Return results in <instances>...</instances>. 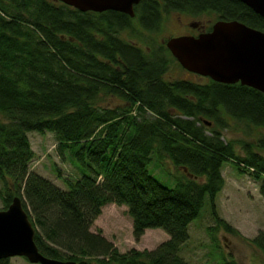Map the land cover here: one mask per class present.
Instances as JSON below:
<instances>
[{
    "label": "trees",
    "instance_id": "trees-1",
    "mask_svg": "<svg viewBox=\"0 0 264 264\" xmlns=\"http://www.w3.org/2000/svg\"><path fill=\"white\" fill-rule=\"evenodd\" d=\"M171 11L198 18L214 13L264 31V17L240 0H141L134 17L82 12L59 0H0V198L4 209L22 199L44 255L79 264H190L181 251L207 197L215 247L220 229L240 234L216 206L226 161L250 173L264 198V155L258 152L264 137L256 146L245 143L242 156L220 130L227 125L224 114L264 128V93L167 79L177 61L168 39L147 48L131 40L141 29L159 32ZM30 132L53 133L63 154L86 148L96 167L58 186L31 170ZM160 169L172 171L174 186L157 179L153 173ZM109 203L128 207L136 241L149 228L169 238L153 250L120 251L102 230H92ZM246 239L264 254V229ZM224 258L222 264H237Z\"/></svg>",
    "mask_w": 264,
    "mask_h": 264
},
{
    "label": "rangeland",
    "instance_id": "rangeland-1",
    "mask_svg": "<svg viewBox=\"0 0 264 264\" xmlns=\"http://www.w3.org/2000/svg\"><path fill=\"white\" fill-rule=\"evenodd\" d=\"M217 20L214 13L198 18L183 12L171 11L166 15L159 32L151 33L141 29L142 33L131 40L140 43L143 48L158 46L173 36L197 35L199 30L191 26L193 23L197 22L210 28ZM134 26L135 29L140 27L136 22ZM124 35L128 37L129 32L125 31ZM166 78H186L201 83L208 81L185 70L177 61L169 66ZM122 102L119 99L115 100V103ZM223 116L227 125L220 128L222 137L226 142L233 143L235 151L240 155H246L245 143L249 142L256 146L258 140L264 137V128L249 122L237 121L229 115L224 114ZM29 137L36 154L31 170L42 174L62 188L66 187L65 177L77 178L84 172L91 173V166L96 167L86 148L77 145L64 154L61 153L58 150V141L51 132L45 134L30 132ZM256 149L259 148L256 147ZM258 152L264 155V150H258ZM168 165L174 169L170 163ZM170 172L172 171L160 169L153 174L160 182L174 186L176 179ZM222 174L225 178V185L216 197L217 210L221 218L225 219L240 234L220 229L217 233L219 247H215L208 233V227L215 225V220L211 212V202L207 197L200 215L189 225L190 238L181 251V255L190 264H222L225 260L224 255L227 258H234L237 264H264V254L246 239L256 237L264 229V198L260 194L259 183L250 176V173L240 172L230 161L224 163ZM2 186L0 181V188ZM4 207L0 198V210ZM99 229L122 252L132 248L153 250L169 238L163 229L149 228L141 240L136 241L133 235V220L128 213V207L115 203L105 205L101 215L94 221L92 230ZM10 264L40 263H32L26 257L15 256L10 258Z\"/></svg>",
    "mask_w": 264,
    "mask_h": 264
},
{
    "label": "water",
    "instance_id": "water-1",
    "mask_svg": "<svg viewBox=\"0 0 264 264\" xmlns=\"http://www.w3.org/2000/svg\"><path fill=\"white\" fill-rule=\"evenodd\" d=\"M82 12L114 10L134 17L141 0H59ZM264 17V0H240ZM196 26V25H195ZM166 46L187 71L222 83L242 81L264 93V31L239 20H218L197 35L166 40ZM36 229L17 196L0 210V259L26 257L32 263L79 264L44 255L35 242Z\"/></svg>",
    "mask_w": 264,
    "mask_h": 264
},
{
    "label": "flooded vegetation",
    "instance_id": "flooded-vegetation-1",
    "mask_svg": "<svg viewBox=\"0 0 264 264\" xmlns=\"http://www.w3.org/2000/svg\"><path fill=\"white\" fill-rule=\"evenodd\" d=\"M195 25H196V26H195ZM213 25H214V24H213ZM213 25H212L211 28L209 29V28H206V25H202V24L200 25V24H198L197 22L191 24L192 27H194V28H196L197 30H199L198 34L201 33V32H207V31H210V30L213 28ZM194 74H196V73H194ZM197 76L207 79L208 81H207L206 83H209L210 80H211V81H214V80L211 79L210 77H205V76H202V75H199V74H197ZM214 82H217V81H214ZM204 83H205V82H204ZM217 83H221V84L227 85V86H229V87H231V86H235V85H239V86H243V87H246V88H252V89H254V90H256V91H258V92H260V93H263V92L259 91L258 89H255V88H253V87H250V86H247V85L243 84L241 80H240V81H236V82H234V83H222V82H217ZM209 126H210V127H211V126H214V122H211V123L209 124ZM262 128H263V127H262Z\"/></svg>",
    "mask_w": 264,
    "mask_h": 264
}]
</instances>
